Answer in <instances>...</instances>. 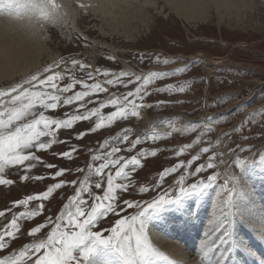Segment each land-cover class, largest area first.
<instances>
[{"label":"rangeland","instance_id":"374dc122","mask_svg":"<svg viewBox=\"0 0 264 264\" xmlns=\"http://www.w3.org/2000/svg\"><path fill=\"white\" fill-rule=\"evenodd\" d=\"M136 1L140 5L144 4V0ZM255 1L257 6L247 10L248 13L245 11L248 16L245 13V17L241 20L232 16L225 17L218 23L216 14H213L215 12L210 9V15L205 21L187 23L171 12L168 5L160 0H154L156 2L154 6L144 7V10L150 13V17L146 18L144 23L135 20L125 24L128 29L134 27V30L131 29L133 30L131 36L121 33V29L125 28L123 22L112 20V15L109 13L111 6L97 0H74L71 13L63 12V16L68 15L67 18L55 22L43 19L42 33L46 45L45 52L42 53L45 55L42 56L39 66L23 75L0 81V89L21 83L37 71H42L54 63L60 64L59 69L56 70L65 73V78L58 81L61 86L71 83V77L74 76L77 80H86L89 84L101 83L107 89L106 92L92 93L86 97L85 108H81L79 102L74 101L69 105L61 103L55 110L38 109L45 111L50 117L66 119L71 115H82L86 110L100 107L101 102L107 104L113 97H124L128 92H134L135 88L143 83L142 80L136 79L137 76H147L151 72L167 74L154 77L147 86V94L129 98L137 105V115L130 114L125 119H117L111 123L105 120L104 127L96 131L90 130L95 126L96 117L76 121L70 129L56 131V139L59 142L53 144L50 149L33 150L41 157V162L36 163L34 168L28 172H25L23 167L17 166L5 169L3 177L13 183L0 184V211L5 212L4 216H0V232L8 226L13 216H19L20 213L36 208L40 204H43L44 208L35 217L18 219L19 232L15 237L6 238L5 248L0 249V256L14 254L25 244L30 245L36 240L46 239L54 226L48 222L49 218L55 220L63 205L74 193L77 184L85 176H89L93 197L103 195L107 187V173L114 174L116 168L106 169L103 179L90 175L88 172L90 155L107 151L111 144L102 147L104 140L116 137L119 130L126 126L133 128V130L127 128L128 140L118 139L113 146L120 149L117 155L125 159L143 151L145 153L141 157L143 166L135 170L131 168L127 170L130 173V190L126 193H117L119 201L117 213L101 217L92 231H100L105 236L111 235V229L117 219L124 216L131 217L141 210L137 207L125 206L123 204L125 199L146 206L147 202L161 195L174 197L179 191L177 182L182 175L186 187L199 180L207 182V177L215 173L219 174V178L216 182L208 183L201 192L182 196L179 200H173L148 214L145 231L151 244L161 253L164 252L152 241V234L156 232L154 222L173 226L182 219L197 224V218L201 216L203 223L199 226L201 234L208 224L206 229L209 233L215 232V237H223V230L228 226L225 219L227 209L231 208L236 212L247 209L250 205L253 207L258 206V203L260 205L264 197V159H262L264 158V0ZM77 3L81 6H77ZM61 11L62 7L59 9V15ZM256 12L258 14H255ZM72 59L90 67L81 70L77 66L72 69L70 63ZM121 71L132 75L124 77L123 83L112 85L106 83L107 79L113 78V74L118 75ZM88 72H92L91 79L87 77ZM105 72L109 75L105 76ZM169 85L173 86L170 90H160L167 89ZM180 87L185 90L178 91ZM84 90L86 89L83 85L77 84L65 95ZM115 110V106L107 104L101 109V114L107 116ZM156 116L159 117L157 122L151 123ZM78 133H84L83 137L78 136ZM123 134L124 130L119 133L121 136ZM152 136H156L157 139H151ZM138 137L140 143L133 148L132 141ZM185 145H191L190 149L185 148ZM204 147H209V152H202L201 149ZM182 148L183 152L177 155L176 153ZM72 149L76 151L70 158L59 155ZM153 151L155 155H151ZM213 153L217 154V158L213 161L216 167L213 169L205 167L202 173H195L197 167L208 163V157ZM221 153L222 156L219 155ZM194 156L198 158L193 160ZM189 160L192 161L191 164L187 163ZM181 161L184 162L182 167L165 175L163 180L160 179L164 169L172 168ZM239 161L243 162L242 167L238 166ZM100 163L102 160L98 159L91 161L90 164L96 166ZM47 164H52L54 167L49 169ZM61 168L68 171L61 177H54V173ZM23 175H28L30 178L22 180ZM226 179L230 181L228 187L235 188L232 193V203L219 219L210 223L218 215L219 202L228 198V193L221 187ZM61 180L65 181L64 185L54 189L47 200L30 201L27 206L14 203L27 195L46 191L48 186ZM73 180L77 181L75 185L71 183ZM97 182L102 184L100 189L95 188ZM141 187H146L148 190L140 191ZM84 198L88 201L86 207L90 208L93 199L87 194H84ZM114 207L117 205L114 204ZM172 212L174 214L169 215ZM238 221L239 217L231 225H237ZM40 224L45 226L35 237L28 235L32 227ZM218 231L220 235L216 233ZM160 234L155 235L160 236ZM197 235H200V232H197L196 227L195 237ZM163 240L174 243L175 238L168 236ZM195 249L189 248L190 254L187 253L189 264L191 261L192 264H196V260L193 261L195 256L192 255ZM183 250L187 251L184 248ZM100 253L108 260L105 259L107 264H119V257L115 251L103 245L98 246L87 264H90V261ZM34 259L30 264H34ZM174 262L182 264L181 261L174 260Z\"/></svg>","mask_w":264,"mask_h":264},{"label":"snow or ice","instance_id":"6c2138e0","mask_svg":"<svg viewBox=\"0 0 264 264\" xmlns=\"http://www.w3.org/2000/svg\"><path fill=\"white\" fill-rule=\"evenodd\" d=\"M82 7H85L82 5ZM61 5L56 3V0H0V14H16L20 15H36L44 20H51L55 22L59 19V9ZM167 62V61H166ZM63 63V61H61ZM71 68L75 69L77 66L84 70L89 65L78 61L71 60ZM60 64L54 63L45 67L42 71H37L36 74L30 76L21 83L7 89H0V184H11L13 181L5 179L3 174L6 168L10 166L23 167L25 172L36 166V163L41 162V157L36 155L35 150L50 149L53 144L58 143L56 139V131L59 129H70L74 122L81 120H89L96 117V123L91 131H96L104 127V121L109 123L117 119H125L130 114L137 115V105L130 97H142L147 94V86L152 82L153 78L159 75H166L167 73L151 72L147 76H137L138 81L143 83L135 88L134 92H128L124 97H113L107 104L115 106L116 110L109 113L107 116L101 114V109L107 104L101 102L100 107H95L86 110L82 115H71L66 119H55L45 114L42 110H55L62 103L64 105L72 104L74 101L79 102L81 108H85V98L92 93L106 92L107 89L101 83H87L86 80H77L74 76L71 77V83L61 86L58 81L65 78V73L59 69ZM51 73V74H48ZM105 76L109 75L107 72ZM132 74L121 71L118 75L113 74L112 79H107L106 83L109 85L123 83V78ZM89 79L92 78V72L87 73ZM131 82V81H129ZM77 84L83 85L86 89L84 91L74 92L72 95H65ZM173 86L169 85L167 89L170 90ZM184 91L183 87L177 89ZM128 129L124 130L121 136L106 139L102 147H108L116 140H128ZM84 133H78V136L83 137ZM47 138V139H44ZM157 139L156 136L150 137ZM140 143L139 137L132 141L134 148ZM185 148H190L191 145H185ZM183 148L177 152L180 155ZM209 147L201 149L202 152H209ZM71 151H64L59 153L61 157L70 158ZM120 152L118 147L112 146L110 150L103 154V156H92V160H102V163L93 166H88L90 175L101 177L105 176V170L110 167H115L116 171L113 174L108 172L107 187L102 196H94L91 191V184L89 183V176H85L76 188L75 194L71 196L68 202L63 206L60 213L52 221L49 218V223L54 224L46 239L36 240L30 245L23 246L16 255H4L0 257V264H30L33 258L34 264H87L90 256L97 250L98 246H105L111 248L119 257V264H156L157 260L167 259L161 252H159L150 242L145 231L146 217L152 211L162 208L164 205L171 203L173 200H179L182 196L201 192L208 186V183L216 182L219 174L215 173L207 177L205 180H199L196 183L184 186V176H180L178 180L179 191L174 197H169L167 194L161 195L151 202H147L146 206L139 202L131 200H123V204L129 208L137 207L141 209L136 215L131 217L124 216L117 219L115 226L111 229V235L105 236L100 231H92L93 226L100 220L101 217H106L109 214H116L118 211L119 201L117 193H126L130 190L131 182L129 180V168L135 170L137 167H142L141 157L145 155L143 151L137 155L125 159L117 154ZM155 151L151 155H155ZM219 155H223L222 153ZM198 157L194 156L195 160ZM217 158V154L213 153L208 157V163L201 164L195 169V173H202L205 167L213 169L216 165L213 161ZM264 159V158H262ZM183 161L172 168L164 169L160 174V179L164 176L175 172L182 167ZM191 164L192 161L187 162ZM221 163L223 161L221 160ZM238 166L242 167L243 162H237ZM54 165L47 164V168L51 169ZM68 170L61 168L54 173V177H61ZM80 171V169H78ZM28 175L21 176L22 180H27ZM35 179H42V177H35ZM121 181V182H117ZM128 181V182H124ZM229 180H225L221 187L228 193V198L219 202L217 208V217L210 221L213 223L219 219L228 206L232 203V193L235 188H229ZM65 181L61 180L59 183L52 184L47 187L46 191L34 195H27L23 199L17 200L16 205L27 206L30 201L47 200L54 189H59L64 185ZM73 185L77 181H71ZM102 184L95 183V188L100 189ZM146 187H141L140 191H147ZM84 194L93 199L90 208H87L88 201L84 198ZM114 204L117 207H114ZM44 205L40 204L36 208L26 210L20 213L19 216H13L8 226L0 232V249L5 248L6 238H12L19 232L18 219L20 217H35L43 211ZM5 212L0 211V216H4ZM45 225L40 224L32 227L28 235L35 237L37 233ZM42 253V254H41ZM77 253L79 255H77Z\"/></svg>","mask_w":264,"mask_h":264},{"label":"bare ground","instance_id":"6f19581e","mask_svg":"<svg viewBox=\"0 0 264 264\" xmlns=\"http://www.w3.org/2000/svg\"><path fill=\"white\" fill-rule=\"evenodd\" d=\"M97 1L111 6L109 13L112 15V20L123 22V27L126 29H121V33L130 36L132 35L131 33L133 32L134 27H131L133 30L130 28L129 30L125 24L135 20L144 23L146 18L150 17V13L144 10V7L149 5L154 6L156 4L154 0H144L143 5L137 3L136 0ZM160 1L166 4V6L168 5L170 10H172L171 12H174L182 20L185 22L187 21V23L198 20L205 21L210 15L209 12L211 10L215 12L213 14H216L218 23H220L225 17L231 18L232 16L237 20H241L245 17V11L251 10L254 6H257L255 0ZM56 2L62 7L59 19L67 18L68 15L63 16V12L65 11L67 14L71 13V10H73V8L71 9V5L74 6V0H56ZM260 4L262 5V3ZM77 6L81 5H78L77 3ZM114 8L117 9L114 10ZM257 12L255 14H258ZM259 12H261L260 9ZM255 18L257 19V17ZM44 21L39 14L31 16L23 14L17 16L16 14L8 13L0 14V81L14 78L20 74L23 75V73L25 74L28 70L35 69V67L37 69V65L42 61V56L45 55L42 54L45 52L46 45L42 33L44 30ZM135 25L136 24H134V26ZM158 119L159 117L156 116L151 123H156ZM99 154L103 155L104 153ZM262 199L263 201L260 205L258 203V206L256 207L248 205L249 207L247 209L236 212L231 208L227 209L225 219H227L228 226L223 230V237H215V232L214 234L211 232L209 233L206 229L208 224H206V227H204L201 234V229L199 227L203 224L201 223V216L197 218V224L193 219V222L180 219L173 226L169 224L164 225L162 222H154V224H156V227H154L156 232L152 234V241L155 246L165 254H168L165 255L162 253L167 259L157 260L156 264H175L174 260L181 261L182 264H189L190 261L187 259V253L190 254L189 248H196L195 251L192 252V255L195 256L193 261L196 260V264H251V261L258 258L260 253L263 254V259H260L261 261L259 264H264V197H262ZM172 214L174 213L172 212L169 215ZM178 215L183 216V214ZM238 217L239 221L237 222V225H231ZM167 218L172 219L171 217ZM159 225H162V227ZM196 227L197 232H200V235H197V237H195ZM160 232L162 233L160 234ZM156 233H159L160 236H156ZM163 233L165 234L163 235ZM216 233L218 235L221 234L219 231ZM162 235L164 237H162ZM168 236L174 237L176 242L174 241V243H170L167 240H163V238L167 239ZM183 248L187 249V251H184ZM18 252L19 250L15 251L13 255ZM105 259V256L100 253L90 261V264H107Z\"/></svg>","mask_w":264,"mask_h":264},{"label":"water","instance_id":"95a60500","mask_svg":"<svg viewBox=\"0 0 264 264\" xmlns=\"http://www.w3.org/2000/svg\"><path fill=\"white\" fill-rule=\"evenodd\" d=\"M89 162H91V157H90V160H89ZM78 186H79V185H78ZM68 200H69V199H68ZM66 203H67V202H66ZM66 203H65V204H66ZM65 204H64V205H65ZM64 205H63V206H64ZM62 208H63V207H62Z\"/></svg>","mask_w":264,"mask_h":264}]
</instances>
